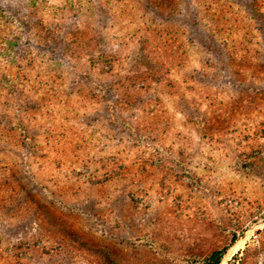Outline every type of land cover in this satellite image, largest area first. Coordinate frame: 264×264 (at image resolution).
Listing matches in <instances>:
<instances>
[{
	"label": "rangeland",
	"instance_id": "1",
	"mask_svg": "<svg viewBox=\"0 0 264 264\" xmlns=\"http://www.w3.org/2000/svg\"><path fill=\"white\" fill-rule=\"evenodd\" d=\"M263 219L264 0H0V264H264Z\"/></svg>",
	"mask_w": 264,
	"mask_h": 264
},
{
	"label": "trees",
	"instance_id": "2",
	"mask_svg": "<svg viewBox=\"0 0 264 264\" xmlns=\"http://www.w3.org/2000/svg\"><path fill=\"white\" fill-rule=\"evenodd\" d=\"M227 249V247H224L222 249L215 250L203 260V264H221Z\"/></svg>",
	"mask_w": 264,
	"mask_h": 264
},
{
	"label": "water",
	"instance_id": "3",
	"mask_svg": "<svg viewBox=\"0 0 264 264\" xmlns=\"http://www.w3.org/2000/svg\"><path fill=\"white\" fill-rule=\"evenodd\" d=\"M260 224H264V219L262 220V222ZM259 231V228L255 229V232ZM224 260H222L221 264H223Z\"/></svg>",
	"mask_w": 264,
	"mask_h": 264
}]
</instances>
